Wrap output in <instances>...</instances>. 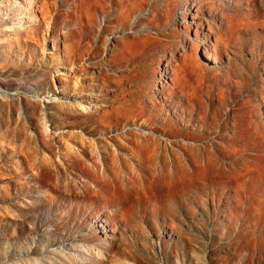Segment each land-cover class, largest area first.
Masks as SVG:
<instances>
[{"label": "rangeland", "instance_id": "374dc122", "mask_svg": "<svg viewBox=\"0 0 264 264\" xmlns=\"http://www.w3.org/2000/svg\"><path fill=\"white\" fill-rule=\"evenodd\" d=\"M0 264H264V0H0Z\"/></svg>", "mask_w": 264, "mask_h": 264}, {"label": "bare ground", "instance_id": "6f19581e", "mask_svg": "<svg viewBox=\"0 0 264 264\" xmlns=\"http://www.w3.org/2000/svg\"><path fill=\"white\" fill-rule=\"evenodd\" d=\"M31 40H35V39H32V38H31ZM208 58H209V57H208ZM3 91H4V90H3ZM2 93H3V92H2ZM7 93H8V92H7Z\"/></svg>", "mask_w": 264, "mask_h": 264}]
</instances>
